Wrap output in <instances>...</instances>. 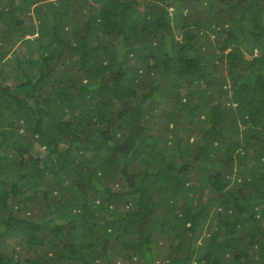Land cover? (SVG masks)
I'll return each instance as SVG.
<instances>
[{"label":"trees","instance_id":"trees-1","mask_svg":"<svg viewBox=\"0 0 264 264\" xmlns=\"http://www.w3.org/2000/svg\"><path fill=\"white\" fill-rule=\"evenodd\" d=\"M230 2L0 0V264H264V0Z\"/></svg>","mask_w":264,"mask_h":264},{"label":"rangeland","instance_id":"rangeland-1","mask_svg":"<svg viewBox=\"0 0 264 264\" xmlns=\"http://www.w3.org/2000/svg\"><path fill=\"white\" fill-rule=\"evenodd\" d=\"M53 1H55V0H53ZM228 2H230V0H228ZM230 3H232V2H230ZM223 6V4H220V3H218L217 5H216V7L217 6ZM216 7L214 6L213 8L216 10ZM170 11L171 12H173V9L172 8H170ZM187 12V11H186ZM197 15V13H196V10H193V12H192V14H191V16H189L190 18H194L195 16ZM179 31H181V34H182V29L180 28V27H175V33H176V36H177V38H181V35L179 34ZM30 37V36H29ZM214 37V36H213ZM230 51V49L229 50H227L226 52H229ZM227 65V64H226ZM30 205L31 206H33L34 204H32V203H30ZM37 209V208H36ZM36 209H34V211L33 212H35V213H38L37 211H36ZM206 231H208V229H206ZM160 244L159 245H161L159 248H161L160 249V251H159V248H158V250H157V254H158V256H159V254H161V255H163L165 252L167 253V252H170V249H171V245L173 244H176L177 243V241H175V240H172L171 238L170 239H161L160 240ZM202 243V242H201ZM47 249L48 250H50V252H52L53 250L51 249V248H49V247H47ZM109 254H111V253H109Z\"/></svg>","mask_w":264,"mask_h":264},{"label":"clouds","instance_id":"clouds-1","mask_svg":"<svg viewBox=\"0 0 264 264\" xmlns=\"http://www.w3.org/2000/svg\"><path fill=\"white\" fill-rule=\"evenodd\" d=\"M110 260L111 261L109 263L106 260L107 264H123L122 259L119 256H117L115 253H111V259Z\"/></svg>","mask_w":264,"mask_h":264}]
</instances>
